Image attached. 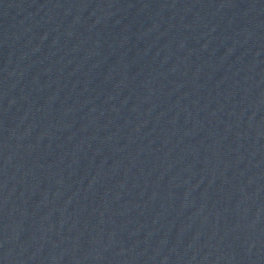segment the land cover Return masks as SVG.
<instances>
[{
	"label": "water",
	"instance_id": "1",
	"mask_svg": "<svg viewBox=\"0 0 264 264\" xmlns=\"http://www.w3.org/2000/svg\"><path fill=\"white\" fill-rule=\"evenodd\" d=\"M0 264H264V0H0Z\"/></svg>",
	"mask_w": 264,
	"mask_h": 264
}]
</instances>
